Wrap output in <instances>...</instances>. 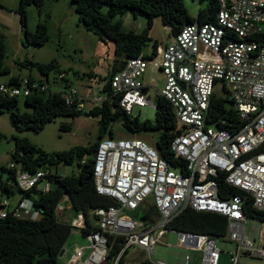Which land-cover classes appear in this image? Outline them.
<instances>
[{
  "label": "built area",
  "instance_id": "2783aa9c",
  "mask_svg": "<svg viewBox=\"0 0 264 264\" xmlns=\"http://www.w3.org/2000/svg\"><path fill=\"white\" fill-rule=\"evenodd\" d=\"M218 1L214 23L187 24L158 48L156 56L128 59L110 80L121 108L132 115L135 106H153L144 81L149 67L162 74L165 85L158 97L168 101L175 113L177 136L171 149L184 160L185 173L139 137L103 139L93 158L95 189L116 204L93 212L90 221L95 230L85 236L88 246L75 248L66 264H104L111 235L124 238L120 256L138 249L145 257L141 264H155L151 260L155 245L188 208L227 219L225 240L236 244L230 264H239L243 257L264 261V220L246 213L248 201L254 210L264 212V0ZM58 79L64 80L65 75ZM51 92L47 83L28 79L18 85L0 82V93L11 97ZM61 93L68 106L87 111V100L76 87H63ZM216 94L232 102L242 123L239 130L209 119ZM105 98L94 96L90 102L96 107ZM55 171L47 166L30 174L18 168V186L23 191L37 187L49 192ZM229 188L240 194L231 197ZM18 196L14 204L0 198L1 217L11 212L19 219L36 220L40 213L33 202ZM63 206H58V214L65 210ZM249 222L256 224L252 230H248ZM67 223L81 232L88 226L82 213ZM178 234L181 246L204 252V264H219L218 239Z\"/></svg>",
  "mask_w": 264,
  "mask_h": 264
},
{
  "label": "trees",
  "instance_id": "16d2710c",
  "mask_svg": "<svg viewBox=\"0 0 264 264\" xmlns=\"http://www.w3.org/2000/svg\"><path fill=\"white\" fill-rule=\"evenodd\" d=\"M72 1L75 4L79 22L86 30L94 33L101 41L108 39L115 45V65L111 74L104 79L106 83L102 89L106 96L105 100L90 110L80 111L75 106H68L61 92L33 93L28 97H11L0 93V115L7 113L13 127L34 133H40L47 124L58 117L78 118L83 115L97 117L99 119L98 137L90 146H77L56 154L44 152L27 138H14L15 150L12 154V163L16 167L11 169L10 164H0V198L12 199L13 196L21 195L23 200L33 202L35 210L41 217L38 220L19 219L11 212L5 218L0 215V264H58L73 232V227L63 222L57 213L58 206L65 198H68L75 215L82 213L86 217L88 226L82 230L83 237L95 230L90 221L93 212L116 204L113 199L96 192L93 178L94 154L103 139L116 138L115 124H121L132 135H156L157 142L152 146L171 166L180 168L185 173L184 160L171 149L177 136V120L171 104L159 97L155 122L134 118L121 108L120 97L113 95L110 80L115 72L125 66L128 59L141 55L147 59L156 56L159 47L157 42L154 43L151 55L143 54L147 42L152 40L150 32L155 18H161L164 26L170 29L171 35L176 36L187 24L214 23L220 9L219 1L201 0L206 2V6L199 10L196 17L190 15L185 0ZM31 5L37 7L41 16L45 0H20L17 14L23 28L27 26V9ZM128 12L135 17L138 14H145L148 17V25L141 33L124 30L122 17ZM49 38L47 23L40 21L34 33L28 32L26 42L35 46H44ZM8 52L7 38L0 33V76L11 73L10 68L5 64ZM22 65L37 68L46 78L51 71L59 69L54 61L50 63L26 61ZM26 79L30 82L45 83L44 80H36L32 76ZM24 80L21 77L10 76L8 83L18 85ZM21 99L27 110L21 109ZM229 105H232L230 100L214 95L209 119L214 123L225 121L223 127L239 130L242 123L238 118V112ZM70 129V126L66 125L61 127L63 131ZM61 165H76L79 172L76 175L65 176L58 171ZM47 166L56 170L50 178L52 188L49 192H44L37 187L28 191L19 188L16 178L18 168L35 174ZM229 194L232 197L240 192L229 188ZM220 195L223 197L221 192ZM246 213L250 218L264 220V212L254 210L251 201L246 203ZM227 224V219L220 214L199 212L188 208L170 224L169 230L209 235L218 240H225ZM124 243V238L121 236H109L108 264H127L128 253L120 256Z\"/></svg>",
  "mask_w": 264,
  "mask_h": 264
},
{
  "label": "rangeland",
  "instance_id": "374dc122",
  "mask_svg": "<svg viewBox=\"0 0 264 264\" xmlns=\"http://www.w3.org/2000/svg\"><path fill=\"white\" fill-rule=\"evenodd\" d=\"M185 4L192 17H196L199 10L206 6V2L201 0H185ZM19 5L20 0H0V33L7 38L9 52L5 64L11 70L10 75L0 76V82L7 83L10 76L24 79L32 76L36 80H44L53 92H62L63 87H76L87 100V110H90L94 106L93 102H90L94 96H105L102 92L104 79L113 71V63L116 59L114 43L108 39L101 41L94 33L86 30L84 25L79 22L72 0H45L41 16L35 5L28 7L27 31L34 33L40 21L46 22L49 41L44 46H35L27 42L24 46V29L17 14ZM122 19L125 31L141 33L148 25V17L145 14H138L135 17L131 12H128ZM150 36L152 40L147 42L143 49L145 55L152 54L155 42L163 45L172 35L170 29L164 26L162 19L157 17L154 20ZM26 61L35 63L54 61L58 64L59 69L51 71L46 78L37 68L22 65ZM62 74L65 75V79L59 80L58 78ZM144 81L149 86L148 99L153 106H135L132 117H137L142 121L155 122L159 100L158 92L164 88V79L158 70L149 67ZM217 93L223 94L220 89ZM20 107L22 110H27L23 99L20 100ZM64 125L70 126L71 129L69 131L61 130ZM98 127L99 119L97 117L87 115L78 118L58 117L47 124L43 131L34 133L13 127L9 115L2 114L0 115V164L9 165L12 163V154L15 150L14 138H27L44 152L56 154L68 151L73 147L92 145L97 140ZM114 129L117 138L139 137L151 146L157 142L156 135H132L121 124H115ZM58 171L60 174L69 176L78 174L79 169L76 165H61ZM15 201L16 198L11 199L13 204ZM36 217L37 215H34L33 218ZM59 217L63 219L62 211L59 212ZM252 226H256V224L249 222L248 230H252ZM75 243L82 247L87 246L89 241L79 232L73 231L66 244V252L60 256L58 264L67 263L73 252H69L70 248ZM217 246L221 250L219 264H230L231 254L236 249L235 242L218 240ZM138 252L137 249L130 251L128 258L131 260H127L128 264H138V260H136L139 257ZM187 258H189V264H204L202 250L180 247L179 234L168 231L162 242L155 245L151 260L155 264H185ZM104 264H108V261ZM239 264H264V261L243 257Z\"/></svg>",
  "mask_w": 264,
  "mask_h": 264
},
{
  "label": "crops",
  "instance_id": "0c3cea01",
  "mask_svg": "<svg viewBox=\"0 0 264 264\" xmlns=\"http://www.w3.org/2000/svg\"><path fill=\"white\" fill-rule=\"evenodd\" d=\"M152 31V30H151ZM151 33V32H150ZM151 37V36H150ZM172 38V36H170L169 37V39L165 42V44H163V45H159V47L158 48H160V47H163V46H165L169 41H170V39ZM152 39V38H151ZM114 65H115V62L113 63ZM113 65V66H114ZM9 80H10V78H9ZM8 80V81H9ZM81 94V93H80ZM82 95V94H81ZM82 97H84L83 95H82ZM85 98V97H84ZM117 138V137H116ZM124 138H128V137H124ZM13 198L15 199L16 198V201L18 200V198H19V196H13ZM15 201V202H16ZM63 203V207L65 208V210L64 211H62L63 212V219H61L63 222H69L71 219H73L74 217H75V214H74V212L72 211V208H71V205H70V203L68 202V200H65V201H63L62 202ZM59 215V214H58ZM40 215L36 218V220H38V219H40ZM137 217H139L140 219H142V218H145V216H142L141 214H138L137 215ZM150 216H147V218H149ZM60 218V217H59ZM146 219V218H145ZM91 222L93 223L94 221L91 219ZM171 231V230H170ZM76 232V231H75ZM77 232H79L81 235H82V232L81 231H77ZM83 236V235H82ZM165 237H166V235H165ZM85 238V237H84ZM163 240V239H162ZM88 246V245H87ZM179 246L180 247H183V246H181L180 244H179ZM78 247H80L79 245H77L76 243L75 244H73V246L70 248V251L69 252H71V251H73L74 252V249L75 248H78ZM82 247H86V246H82ZM74 248V249H73ZM189 248H192V247H189ZM138 250V249H137ZM139 251V250H138ZM66 252V246H65V251H64V253ZM73 252H72V254H73ZM63 253V254H64ZM129 253H130V251L128 252V254H127V256H126V261L127 260H131V259H129L128 258V255H129ZM62 254V255H63ZM72 254H71V256H72ZM138 254H139V257H137V259L136 260H138V264H141L142 262H144V260H145V257H144V253H142L141 251H139L138 252ZM143 255V256H142ZM70 256V257H71ZM142 256V257H141ZM69 260V259H68ZM127 264H128V261H127ZM185 264H186V262H185Z\"/></svg>",
  "mask_w": 264,
  "mask_h": 264
},
{
  "label": "water",
  "instance_id": "95a60500",
  "mask_svg": "<svg viewBox=\"0 0 264 264\" xmlns=\"http://www.w3.org/2000/svg\"><path fill=\"white\" fill-rule=\"evenodd\" d=\"M24 34H23V45L25 46V44H26V41H27V39H28V31H27V26H24ZM157 108V107H156ZM92 177H90V179H91ZM142 221H145L146 219L145 218H142L141 219ZM73 231H76L77 232V230H73ZM173 232H176V233H179L178 231H176V230H173Z\"/></svg>",
  "mask_w": 264,
  "mask_h": 264
}]
</instances>
